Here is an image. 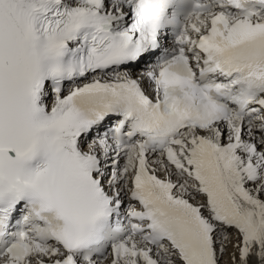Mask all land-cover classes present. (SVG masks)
I'll list each match as a JSON object with an SVG mask.
<instances>
[{"label": "snow or ice", "instance_id": "1", "mask_svg": "<svg viewBox=\"0 0 264 264\" xmlns=\"http://www.w3.org/2000/svg\"><path fill=\"white\" fill-rule=\"evenodd\" d=\"M0 264H264V0H0Z\"/></svg>", "mask_w": 264, "mask_h": 264}]
</instances>
